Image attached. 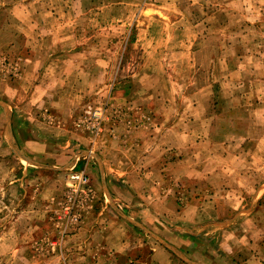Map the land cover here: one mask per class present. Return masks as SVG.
Returning a JSON list of instances; mask_svg holds the SVG:
<instances>
[{
	"label": "rangeland",
	"instance_id": "1",
	"mask_svg": "<svg viewBox=\"0 0 264 264\" xmlns=\"http://www.w3.org/2000/svg\"><path fill=\"white\" fill-rule=\"evenodd\" d=\"M25 58L33 63L23 66ZM30 82L56 94H90L69 136L79 133L93 152L100 132L75 124L99 120L105 123L100 138L108 135L127 146L126 153L108 160H123L124 167L133 161L131 170L140 166L145 173L149 155L154 163L166 161L164 173L136 182L120 173L116 183L105 179L112 183L110 201L103 197L96 158L86 157L90 168L75 170L86 171L89 180L80 193L70 170L27 172L30 166L8 141L4 106L17 126L16 94H29ZM122 94H130L132 102ZM159 123H181L189 130L181 155L177 147L148 151L146 140ZM140 127L144 130L137 131ZM55 140L45 152L19 148L37 161L62 165L60 157L71 148L64 144L68 139ZM241 155L245 158L233 162ZM180 168L190 176L219 169L217 188L211 191L205 178L180 179L186 173ZM247 170L250 181L240 177ZM166 196L168 205L162 203ZM213 198L264 206V0H0V264H189L159 240L203 264L201 255L216 251L203 237L235 216L212 211ZM100 216L122 236L125 252L100 251L95 242L90 258L87 243H69L83 228L82 238L90 237ZM20 233L28 235L24 241ZM21 245L29 254L19 251Z\"/></svg>",
	"mask_w": 264,
	"mask_h": 264
},
{
	"label": "crops",
	"instance_id": "2",
	"mask_svg": "<svg viewBox=\"0 0 264 264\" xmlns=\"http://www.w3.org/2000/svg\"><path fill=\"white\" fill-rule=\"evenodd\" d=\"M25 59L26 60L22 59V61L24 62L23 66H26L27 65L26 63L29 61L32 62L31 60L29 61L27 60L31 58H25ZM212 63L213 62H211L210 65H212ZM32 83L33 82H30V86L32 87V89L29 92V94H16L17 103H14V106H15V110L19 111V113L17 112V117H16L17 126L15 125V122L13 123V120L11 119L12 114L9 111L11 124H10V133L8 134V141L12 148H15V150L16 149L20 150V151L16 150L20 153L19 155H22L20 159L23 160V162H27L28 165L30 166V168L28 167L27 169L25 166H23L24 167L23 169H26L27 172L48 170V171L57 172L58 175L61 174L66 175L67 171L70 170L72 173H76V172H80V171H75L80 166L81 168H83V166L88 165V168H90L92 161L87 160L88 158L86 157H90V159L96 158L98 168L100 170L99 173H100L101 183H103L104 185L103 197H105L107 200L110 201L113 200V194H112V187L110 186L112 183L109 180L112 177L113 182L116 183L117 181L116 179H118L117 173L123 175L122 177H125V179L127 180L129 179L134 182H136L141 176L148 177L150 175V177H152L155 174L164 173L163 169H165L164 164H166V161L164 159H160L159 161L154 163V158L149 155L147 156V161L145 165L148 166L150 170L149 168H147L148 171L146 170L145 173L142 170H140V166H136L131 170L133 164L135 163L133 161L130 162L129 167H124L123 160H118V161L117 159L114 161L108 160V156L112 154L119 155L126 153L127 146L117 144L118 142L108 135H104L101 138L99 137L103 129L105 130L104 128L105 123H102V125L100 124L99 126L100 133H98V135L96 136L97 139L95 140L93 152L89 150V148L85 147L86 144L85 137L78 138L79 133L76 132L77 130L75 131L76 133H74L75 136L73 138L69 136L71 133L70 131L71 124L74 122V118H78L80 114L79 112L84 108L83 104L85 102V99L91 97L90 94H84V92H79L80 94H65V93L56 94L58 92H55L53 90L52 91L44 90L42 86L37 85V83L34 84ZM46 89L48 88L46 87ZM123 97L130 99V103L132 102V97L130 94H122L121 98ZM44 114H49L50 116H45ZM47 117H50L49 121ZM131 124L137 126V124H133V123ZM75 126L78 130L79 129L83 130L84 128H87V130H89L90 132L92 130L91 125L87 124L86 126L83 120L77 122ZM152 127L154 128L153 130L154 133L152 134V137L150 139L146 140L147 146H149L148 151H150L149 148L151 147L160 146L162 151L166 149L168 150L174 149L175 147H177L179 149V154L181 155L183 153V151L180 149L187 145L188 143L187 141L190 138L189 137L190 134L187 135V132L189 131L187 128H183L181 123L178 124L159 123V124H154ZM200 127H201L200 131H203L202 124H200ZM144 129L148 130L149 126L148 125L144 126ZM144 129L140 127L137 131ZM182 129L183 131H181ZM18 130L20 134L18 133ZM56 138L68 139L63 141L66 147L71 148V154L69 153L67 156H65L66 154H64L63 156L60 157V160L63 163L62 165H57L55 163H46V162L45 164L42 161V159L37 161L35 157H30L26 153L23 154L24 151L22 152L21 151L22 149L19 148L20 146L21 147L23 146L26 150L29 151L31 150L32 152L33 151L45 152L51 149L55 145ZM127 141L128 140L123 142H127ZM98 146L99 148L97 149ZM130 147L132 150L133 145L131 144ZM64 149L66 148L64 147ZM96 149L98 150L99 154L94 153V151H97ZM232 157L233 156H231V158ZM229 158L230 156H227L226 159L224 158V162L225 161L227 162ZM243 158H245L244 155H241L238 158L235 157V159L233 157V162L234 161L240 162V159ZM178 161L179 164L183 162L179 158ZM212 161H213V157H212ZM242 162L244 165L243 160ZM182 164H184V162ZM122 166L126 170L123 169ZM227 167H228L227 171H229L230 170L229 166ZM180 170L184 172L186 171L185 174L178 175L180 179H186L187 177L189 178L197 177L202 179L205 178L208 181H210V185L212 186L211 191L217 188L216 179L220 176L221 173L219 169L213 170L211 168L210 176H208L209 175L208 173L200 174V172L198 173L196 172L194 176H190V173L187 172L186 168H180ZM110 172L111 173L114 172L113 176L112 175L110 176L108 174ZM85 173L87 172L85 171ZM179 173L180 171L178 172V174ZM241 173L243 174L242 176L240 175L241 178L250 181L251 179L250 170H247L246 172L243 171ZM105 179H109V180L106 181ZM122 182L123 184L125 183L124 186L123 185L122 186L124 188L127 187L128 190V188L130 187L129 184H126V182L124 181ZM243 188L244 189L242 191L244 194L246 195L251 194L250 188L248 189L246 187ZM152 193L150 192V194ZM230 193L233 196L237 195L235 191H232ZM143 195L144 197H142L141 199L146 201V205L149 206V208L146 210L150 211L151 210L150 207L152 204L150 200L147 198L149 195L145 192H143ZM155 195H159V192L156 193ZM259 195L262 194L259 193ZM167 198H169V196L163 198L162 203L164 205L165 204L168 205L171 201L169 200L168 202H165ZM242 200H245V198H242ZM137 202L139 203V201ZM190 203L192 204L193 202ZM209 203L211 205L212 211L219 212L221 209H225V211L227 212H233V215L235 216L232 218L231 224L228 223L226 226L218 225L217 227H212V231L209 232L211 234H206L203 237V239L206 242L213 243L214 247L216 248L215 249L216 251H214L212 256L203 257L201 255V257L204 258L203 264H264V225L262 224L264 220L262 219L263 216L262 212L264 211L263 209L264 206L262 205L260 207L252 208L250 201L248 202V200H246L241 204L235 202L234 200H231V202H225L224 204H221L220 202L215 201L214 198L213 201ZM149 215L151 217H154L152 214ZM103 220L104 219H102V216L98 217L96 225L90 227L92 228L89 232L91 234L90 237L86 236L85 239L82 238L87 232L86 228H83L78 231L79 236L76 238V240L73 239L74 237L68 238L69 243L71 242L74 245L72 247H82L87 243L88 246L90 247L87 250H84V252L90 258L93 253L91 250L93 248L92 245H94L95 242L97 243V245L102 247V248L96 247L100 251H102L103 249L109 250V248L111 247H116L120 251H124L128 249L127 248L128 245L127 244L125 245L123 243L122 236H117L116 229L113 230L112 226H110V224L108 223L105 224ZM34 224H36V220H34ZM86 226L88 225L86 224L85 227ZM217 231H221V233H219V235L214 234ZM26 236L28 235L25 234L21 236L20 233V238H22V241H24ZM7 242H9V239L7 240ZM21 246L22 247H20L19 251L21 252L23 251L25 254L27 253L29 254V249L27 248V246L26 245L24 246L21 245ZM120 257L124 259L125 253L122 254Z\"/></svg>",
	"mask_w": 264,
	"mask_h": 264
},
{
	"label": "built area",
	"instance_id": "3",
	"mask_svg": "<svg viewBox=\"0 0 264 264\" xmlns=\"http://www.w3.org/2000/svg\"><path fill=\"white\" fill-rule=\"evenodd\" d=\"M91 113H92L91 111L88 112V115H90ZM95 115H98V114L96 113ZM100 124H101V122L99 120H97V123H95V124H93L91 126L92 130L95 131V132H99ZM70 179L75 185L74 189H75L76 193L84 192V188L88 184V177H87L85 171L84 172L72 173L71 176H70Z\"/></svg>",
	"mask_w": 264,
	"mask_h": 264
},
{
	"label": "water",
	"instance_id": "4",
	"mask_svg": "<svg viewBox=\"0 0 264 264\" xmlns=\"http://www.w3.org/2000/svg\"><path fill=\"white\" fill-rule=\"evenodd\" d=\"M4 109H5V113L7 115V118H8V123H9V133H10V124H11V121H10V114H9V111L7 109L6 106H4ZM22 156V155H21ZM147 231V230H146ZM151 234V233H150ZM164 246H166L167 248H169L171 251H173L176 255H178L181 259H183L184 261H186L187 263L189 264H196V263H193L191 262L190 260H188L185 256H183L178 250H176L174 247L170 246L169 244H167L166 242L162 241V240H159Z\"/></svg>",
	"mask_w": 264,
	"mask_h": 264
}]
</instances>
